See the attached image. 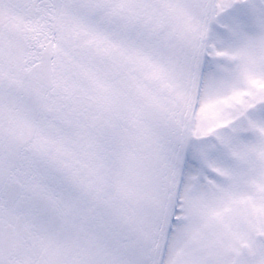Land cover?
Masks as SVG:
<instances>
[{"label":"snow or ice","instance_id":"obj_1","mask_svg":"<svg viewBox=\"0 0 264 264\" xmlns=\"http://www.w3.org/2000/svg\"><path fill=\"white\" fill-rule=\"evenodd\" d=\"M0 264H264V0H0Z\"/></svg>","mask_w":264,"mask_h":264}]
</instances>
